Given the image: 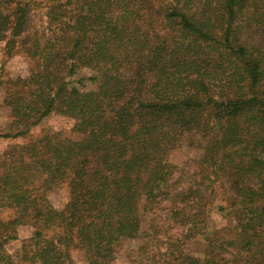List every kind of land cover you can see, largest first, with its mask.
<instances>
[{"label":"trees","instance_id":"16d2710c","mask_svg":"<svg viewBox=\"0 0 264 264\" xmlns=\"http://www.w3.org/2000/svg\"><path fill=\"white\" fill-rule=\"evenodd\" d=\"M109 8L129 24L105 17L103 0H0L6 53L34 64L10 81L18 130L0 139L27 135L53 112L81 133L10 150L0 240L30 216L35 231L23 247L31 261L73 264L80 251L87 264H112L114 241L144 233L142 213L163 204L185 230L162 264H264V0H112ZM174 127L201 144L189 167L168 158ZM223 176L217 209L237 218L231 236L206 233ZM62 185V208L44 207L41 197ZM6 209L13 218H2ZM201 234L204 258L177 250Z\"/></svg>","mask_w":264,"mask_h":264},{"label":"rangeland","instance_id":"374dc122","mask_svg":"<svg viewBox=\"0 0 264 264\" xmlns=\"http://www.w3.org/2000/svg\"><path fill=\"white\" fill-rule=\"evenodd\" d=\"M104 1L105 17L111 22L119 24L128 23L127 16L119 13L117 9H110L112 0ZM142 1V0H141ZM146 2V0H143ZM151 3H145L149 9ZM116 10V11H114ZM125 20V22H124ZM106 27L104 24L97 33L102 34ZM98 34V35H99ZM34 69L33 61L21 51L6 53V41H0V131L3 133H14L18 128L13 125V106L6 103L14 91L11 80L22 77L26 78ZM222 94H216L215 99L223 100ZM59 134L62 138L77 139L81 136L72 118L50 113L41 122L32 127L27 135L16 138L0 139V174L6 171L9 166L8 155L15 145H24L34 140H39L45 135ZM171 141L168 149V158L178 166L191 165V160L199 157L201 144L196 134L181 132L177 128L170 130ZM226 177L223 176L214 184V201L208 209V227L206 233L213 230H220L226 235H232L238 227L237 218L231 214L220 212L217 205L223 203L228 188ZM68 197L66 186L52 187L41 197V204L51 210L62 208ZM14 214L6 209L2 213L3 219L13 218ZM239 219H243L240 216ZM35 220L30 216L23 221L16 222L11 231L0 240V264H38L28 259L29 252L24 249V243L34 235ZM143 232L136 238H118L112 246L114 260L112 264H162L161 259L164 252L175 239H182L184 227L170 222L166 216L163 204H157L150 213H142ZM45 238L50 239V231H44ZM207 241L204 235H198L191 239L182 240L177 250L183 255H190L195 258H204ZM73 264H87L85 256L80 251H72Z\"/></svg>","mask_w":264,"mask_h":264}]
</instances>
